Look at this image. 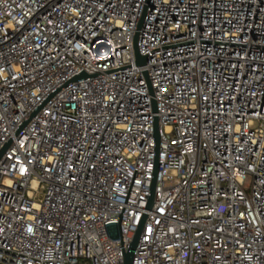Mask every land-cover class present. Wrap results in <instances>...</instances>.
<instances>
[{
	"label": "built area",
	"instance_id": "built-area-1",
	"mask_svg": "<svg viewBox=\"0 0 264 264\" xmlns=\"http://www.w3.org/2000/svg\"><path fill=\"white\" fill-rule=\"evenodd\" d=\"M8 142L0 264H264V0H0Z\"/></svg>",
	"mask_w": 264,
	"mask_h": 264
},
{
	"label": "water",
	"instance_id": "water-1",
	"mask_svg": "<svg viewBox=\"0 0 264 264\" xmlns=\"http://www.w3.org/2000/svg\"><path fill=\"white\" fill-rule=\"evenodd\" d=\"M141 24H142V22H140L139 27L141 26ZM137 42H138V33H136L135 38H134V47H135V53H136V61H137L138 64L142 65V64L146 63L147 56L141 55L139 53ZM85 75L86 74L83 73L81 76H85ZM154 109L156 110V107H154ZM155 138H156V141H157V149H158L160 136H159V123H158V118L157 117H156V120H155ZM9 145H10V142H8L0 150V158L3 156V154L5 153V151H6V149L8 148ZM157 169H158V162L156 164V171H157ZM155 185H156V178H154L153 184H152V188H151V196H150V200L151 201H152V199L154 197V194H155ZM143 222H144V218H143L140 226L137 229V232L135 234V237H134L132 243L129 246V249L125 251L124 264H133L134 251L137 248V245H138V242H139V238H140V233H141Z\"/></svg>",
	"mask_w": 264,
	"mask_h": 264
}]
</instances>
